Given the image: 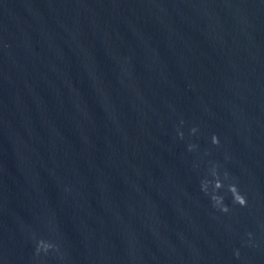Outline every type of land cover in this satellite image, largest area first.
Wrapping results in <instances>:
<instances>
[{
    "label": "water",
    "instance_id": "95a60500",
    "mask_svg": "<svg viewBox=\"0 0 264 264\" xmlns=\"http://www.w3.org/2000/svg\"><path fill=\"white\" fill-rule=\"evenodd\" d=\"M0 264H264V0H0Z\"/></svg>",
    "mask_w": 264,
    "mask_h": 264
},
{
    "label": "clouds",
    "instance_id": "9594fccd",
    "mask_svg": "<svg viewBox=\"0 0 264 264\" xmlns=\"http://www.w3.org/2000/svg\"><path fill=\"white\" fill-rule=\"evenodd\" d=\"M191 131L193 134H195L198 131V128L193 127L191 129ZM179 136L181 138H183V136H184L183 131L179 132ZM212 143H214V144L220 143L219 135L214 134L212 136ZM196 147H197V145L190 144L189 150H194ZM211 174L213 177H215V180H209V179L203 180L202 181V191H204L205 193L211 194V199L214 201L215 205L220 208L221 211L228 212L229 207H228V205H226L224 203V197L218 194V190L221 189L222 187H224V181L222 179H220V174L217 171L216 167H213V169L211 170ZM225 175H227V174H225ZM229 191L232 193L234 203L239 204L241 206L247 205V203H248L247 197L241 193L237 184H235V183L230 184L229 185ZM41 245H44L43 241H40L38 244V248H37L38 252L40 251ZM53 247H55V245H53L52 243H48V244L44 245V250L48 251L49 249H52ZM237 255H239V253H237Z\"/></svg>",
    "mask_w": 264,
    "mask_h": 264
}]
</instances>
